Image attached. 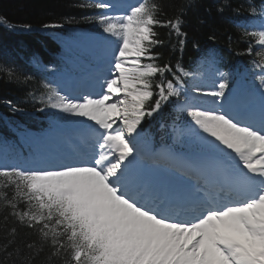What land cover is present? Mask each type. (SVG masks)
I'll list each match as a JSON object with an SVG mask.
<instances>
[{"label": "snow or ice", "instance_id": "6c2138e0", "mask_svg": "<svg viewBox=\"0 0 264 264\" xmlns=\"http://www.w3.org/2000/svg\"><path fill=\"white\" fill-rule=\"evenodd\" d=\"M190 5L194 0L162 19L166 7H174L166 0L125 3L119 15L108 14L116 7L108 0L82 3L100 10L91 19L115 38L110 58L98 66L99 92L73 95L44 83L39 95L29 93L44 108L80 118L91 137L87 149L48 159L44 166L0 167L4 221L13 217L37 233L40 250L48 245L63 264H264V62L253 61L261 75L247 97L234 92L229 73L218 69L210 89L189 88L193 73L179 62L160 64L154 49L164 43L156 29L167 28L183 51ZM259 18V30L240 25L242 38H252L250 55L253 42L257 55L264 54V8ZM0 26L14 30L6 18L0 17ZM205 59L215 63L216 50L208 49ZM0 70L10 81L19 79L13 68ZM5 103L19 110L13 101ZM168 105L186 117L201 152L163 169L149 167L142 163L143 124ZM16 234L17 227L8 230L12 239L0 246V264L21 259L13 247Z\"/></svg>", "mask_w": 264, "mask_h": 264}, {"label": "trees", "instance_id": "16d2710c", "mask_svg": "<svg viewBox=\"0 0 264 264\" xmlns=\"http://www.w3.org/2000/svg\"><path fill=\"white\" fill-rule=\"evenodd\" d=\"M85 2L92 3L94 0H0V17L6 18L14 26V30L0 26V68H13L19 77L10 81L0 70V144L9 143L17 148L24 146L11 128L16 127L19 131L20 126L35 128L37 122L34 116H44V113L54 110L44 108V105L34 101L29 95H39L43 90L42 85L46 83L44 71L50 62L60 57L64 58L60 63L63 65L67 57L83 58L87 53L93 52V45L114 42L115 38L104 34L100 26L91 19L100 10L80 7ZM186 2L187 0H166V4L174 7H166L167 16L161 18L172 17L176 8ZM257 2L260 0H194V6L190 5L187 11L185 30L188 32V39L183 51L180 50L177 37L168 35L169 29H156L160 39L164 41L162 46L154 49L160 54L158 62L173 66L179 62L194 75L186 83L202 87V77L208 75L207 72L213 73L212 67L215 66V63L205 59L208 49L216 50V60L220 59L223 67H227L229 63L230 66L237 65L239 60L246 61L247 65L243 55L247 57L249 66L254 60L264 61V54L257 55L259 49H255L254 42L253 53H247L252 38H242L243 29L239 26V22H243L242 15L248 13L250 4ZM221 5L224 6L222 14L217 12ZM70 20L72 22L69 23ZM52 23L63 26L55 29L43 27ZM25 24L31 25V30L20 27ZM212 35L215 36L214 40L209 39ZM194 41L199 42V48L193 46ZM27 55L30 57L27 58ZM6 100L13 101L19 110L13 111L5 103ZM41 108H44V112L39 110ZM1 160L3 158L0 157ZM14 226L17 227V234L13 247L21 252V259L15 264H21L22 261L23 264H63V256L53 257V250L48 245H43L40 250L41 242L37 233L20 227L13 217L5 222L2 213L0 246L12 239L7 233ZM30 243H34L35 247L27 248L26 245ZM7 264L13 262L8 261Z\"/></svg>", "mask_w": 264, "mask_h": 264}, {"label": "rangeland", "instance_id": "374dc122", "mask_svg": "<svg viewBox=\"0 0 264 264\" xmlns=\"http://www.w3.org/2000/svg\"><path fill=\"white\" fill-rule=\"evenodd\" d=\"M118 14H121V12H118ZM114 47V46H109V47H106L103 52H101V57H103L104 61L109 57L108 53L110 52V49ZM100 60H98V62L96 63L94 60L92 61V63H96L95 65H98ZM99 66H103V65H99ZM93 67V66H92ZM91 67V68H92ZM92 71H98V66H95L91 69ZM88 71L85 72L84 76H82L81 74L80 75H77L75 77H72V78H69L67 84L69 86V89H66V93H69V90H74L73 95H78L80 93H83V92H95V93H98L99 92V88L95 86V77L96 75H93V76H88L89 73ZM239 95H241V93H239ZM248 95H241V97H247ZM258 97V96H257ZM201 99H204L203 97H201ZM205 107H210L211 105L210 104H207V105H204ZM256 111L258 113L259 111V103H258V99H257V104H256ZM73 123H68L67 125L65 126H62V132H64L67 136L68 139H71V134H75L78 136V139L74 140L75 142V146H73V143L72 142H68L67 143V146L69 147V151H73V150H76L77 148H83V149H87L88 146H89V141L91 139V137H89L87 135V133L85 132L84 128L82 127V121L80 120V118H76V117H73ZM39 148L38 146H34L33 149L35 150V153H39ZM67 148V147H66ZM57 149H59L60 151H63V147H57ZM69 151H66V153H68ZM65 153V154H66ZM64 154V153H63ZM62 154V155H63ZM154 153L151 152V151H148V155L151 156L153 155ZM61 155V153L59 154ZM49 157L52 159V158H56L54 156V153L51 152L49 154ZM58 158V157H57ZM144 161V160H142ZM149 167H154L153 164H150L148 165Z\"/></svg>", "mask_w": 264, "mask_h": 264}, {"label": "bare ground", "instance_id": "6f19581e", "mask_svg": "<svg viewBox=\"0 0 264 264\" xmlns=\"http://www.w3.org/2000/svg\"><path fill=\"white\" fill-rule=\"evenodd\" d=\"M28 55H30V53H29ZM28 55H27V58H29V57L31 56V55H30V56L28 57Z\"/></svg>", "mask_w": 264, "mask_h": 264}]
</instances>
